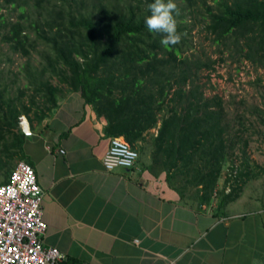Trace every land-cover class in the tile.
<instances>
[{
  "label": "trees",
  "instance_id": "obj_1",
  "mask_svg": "<svg viewBox=\"0 0 264 264\" xmlns=\"http://www.w3.org/2000/svg\"><path fill=\"white\" fill-rule=\"evenodd\" d=\"M1 1L18 7L20 15L12 21L0 14V40L22 56L37 51L45 62L37 67L26 60L25 83L17 86L15 96L11 90L18 74L8 82L1 78L0 149L21 115L42 119L57 106L63 87L51 82L56 77L104 118L106 135L122 136L137 150L148 130L156 128L149 134V168L164 172L185 202L210 204L216 191L217 210H222L247 180L264 174L247 151L256 133H249L251 123L243 114L229 117L223 97L203 91L199 72L213 69L215 60L184 54L191 47L184 46V36L164 46L160 34L146 30L152 0ZM185 1L189 7H204V29L219 48L232 46L236 55L264 71V0H214L213 6L208 0ZM29 6L38 10L30 19L25 14ZM253 112L264 125V107ZM227 162L230 170L223 175ZM257 166L263 172L255 171Z\"/></svg>",
  "mask_w": 264,
  "mask_h": 264
},
{
  "label": "crops",
  "instance_id": "obj_2",
  "mask_svg": "<svg viewBox=\"0 0 264 264\" xmlns=\"http://www.w3.org/2000/svg\"><path fill=\"white\" fill-rule=\"evenodd\" d=\"M57 100L51 113L28 120L31 135L17 121L9 126L0 149V184L18 161L36 172L45 246L73 264H264V175L247 180L222 210L216 191L210 204L184 203L164 172L149 168L156 128L139 142L132 167L108 170L104 118L79 91L63 88Z\"/></svg>",
  "mask_w": 264,
  "mask_h": 264
},
{
  "label": "rangeland",
  "instance_id": "obj_3",
  "mask_svg": "<svg viewBox=\"0 0 264 264\" xmlns=\"http://www.w3.org/2000/svg\"><path fill=\"white\" fill-rule=\"evenodd\" d=\"M33 2V1H32ZM179 15L176 16L179 32L187 40V44L191 45L184 54L199 56L203 60L213 59V69H201L199 72V80L204 85V93L206 96L218 94L223 97L226 102L229 117L237 114H243L246 118V124L251 123L252 129L256 133L250 135L247 151L252 164H257L264 168V125L258 123L256 112L251 113L254 107H264V71L262 68H256L250 61L240 58L233 52V47L221 49L215 43L208 32L204 29L206 22V11L202 6L189 7L185 0H175ZM208 3L215 5L214 0H208ZM25 13L27 18H34L38 14V10L32 6L28 7ZM0 14L9 17L15 21L20 15V9L16 6H6L0 0ZM22 19V18H21ZM24 20V18L22 19ZM41 49V46H38ZM30 61L31 66L40 67L45 60L37 51H32L30 56H22L10 50L6 43L0 40V80L4 82L14 78L17 73L16 83L12 85L11 94L17 95V86L23 87L25 80V62ZM54 84H60L63 88L65 85L59 83L56 77L51 78ZM30 93V90H27ZM39 98V96H37ZM23 98H26L25 96ZM146 159V158H145ZM230 163H226L223 168V175H228ZM238 164L237 161L234 163ZM238 166V165H237ZM255 167V171H261ZM263 172V171H261ZM261 175H264L263 173ZM1 180V175H0ZM192 192V190H190ZM186 193H190L187 191ZM185 199H181L184 202ZM184 203L197 204L196 201H186Z\"/></svg>",
  "mask_w": 264,
  "mask_h": 264
},
{
  "label": "built area",
  "instance_id": "obj_4",
  "mask_svg": "<svg viewBox=\"0 0 264 264\" xmlns=\"http://www.w3.org/2000/svg\"><path fill=\"white\" fill-rule=\"evenodd\" d=\"M18 123L25 135H31L27 118L21 116ZM114 148L135 152L138 158V151L123 137L112 136L102 157L105 169L130 168L119 163L122 153ZM42 200L43 189L34 168L18 161L8 180L0 184V264H73L65 252L43 244L47 224L42 217Z\"/></svg>",
  "mask_w": 264,
  "mask_h": 264
},
{
  "label": "clouds",
  "instance_id": "obj_5",
  "mask_svg": "<svg viewBox=\"0 0 264 264\" xmlns=\"http://www.w3.org/2000/svg\"><path fill=\"white\" fill-rule=\"evenodd\" d=\"M148 15L144 17V25L149 33H157L162 36L161 44L174 46L180 43L182 33L178 31L176 16L179 15V8L175 0H152L147 5ZM114 152L122 153L119 163L131 167L132 162L137 158L135 152L127 149L114 148Z\"/></svg>",
  "mask_w": 264,
  "mask_h": 264
}]
</instances>
